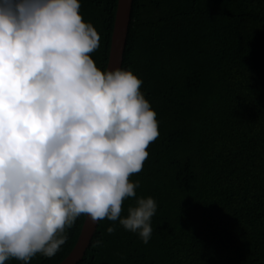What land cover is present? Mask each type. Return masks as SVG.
<instances>
[{"label": "trees", "instance_id": "16d2710c", "mask_svg": "<svg viewBox=\"0 0 264 264\" xmlns=\"http://www.w3.org/2000/svg\"><path fill=\"white\" fill-rule=\"evenodd\" d=\"M79 2L107 71L119 0ZM122 69L157 114L159 136L130 177L136 198L157 203L152 237L104 219L80 264H264V0H133ZM85 220L54 257L28 264H61Z\"/></svg>", "mask_w": 264, "mask_h": 264}, {"label": "clouds", "instance_id": "9594fccd", "mask_svg": "<svg viewBox=\"0 0 264 264\" xmlns=\"http://www.w3.org/2000/svg\"><path fill=\"white\" fill-rule=\"evenodd\" d=\"M80 8L0 0V264L54 257L81 215L152 237L157 203L136 198L130 177L159 136L157 114L131 71L94 63L101 37Z\"/></svg>", "mask_w": 264, "mask_h": 264}, {"label": "water", "instance_id": "95a60500", "mask_svg": "<svg viewBox=\"0 0 264 264\" xmlns=\"http://www.w3.org/2000/svg\"><path fill=\"white\" fill-rule=\"evenodd\" d=\"M132 4L133 0H119L107 71L115 70L116 68L122 69L123 67L127 35L131 22ZM98 224L99 221L92 223L89 217L86 216L80 238L75 248L61 264L81 263L97 231Z\"/></svg>", "mask_w": 264, "mask_h": 264}]
</instances>
